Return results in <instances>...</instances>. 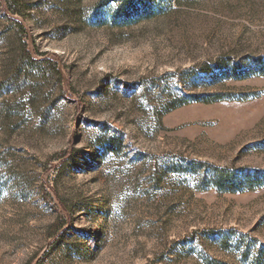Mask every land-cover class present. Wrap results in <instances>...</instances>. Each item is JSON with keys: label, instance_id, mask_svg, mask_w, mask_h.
Wrapping results in <instances>:
<instances>
[{"label": "rangeland", "instance_id": "rangeland-1", "mask_svg": "<svg viewBox=\"0 0 264 264\" xmlns=\"http://www.w3.org/2000/svg\"><path fill=\"white\" fill-rule=\"evenodd\" d=\"M127 1L0 0V264H264V0Z\"/></svg>", "mask_w": 264, "mask_h": 264}, {"label": "trees", "instance_id": "trees-1", "mask_svg": "<svg viewBox=\"0 0 264 264\" xmlns=\"http://www.w3.org/2000/svg\"><path fill=\"white\" fill-rule=\"evenodd\" d=\"M145 8H149L146 7ZM119 12L126 14L127 18H130L134 15H136V11L132 10V6L130 5V3L127 0H119Z\"/></svg>", "mask_w": 264, "mask_h": 264}]
</instances>
